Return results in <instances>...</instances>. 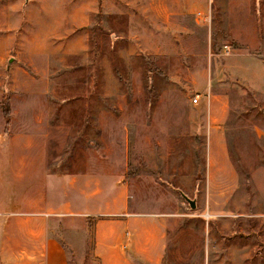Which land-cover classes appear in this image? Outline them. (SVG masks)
Instances as JSON below:
<instances>
[{
    "label": "rangeland",
    "instance_id": "rangeland-1",
    "mask_svg": "<svg viewBox=\"0 0 264 264\" xmlns=\"http://www.w3.org/2000/svg\"><path fill=\"white\" fill-rule=\"evenodd\" d=\"M139 220L264 264V0H0V264H150Z\"/></svg>",
    "mask_w": 264,
    "mask_h": 264
},
{
    "label": "crops",
    "instance_id": "crops-1",
    "mask_svg": "<svg viewBox=\"0 0 264 264\" xmlns=\"http://www.w3.org/2000/svg\"><path fill=\"white\" fill-rule=\"evenodd\" d=\"M24 170H26V169L24 168ZM20 178H21V180L25 181L21 185H24V187H28L29 182H30V176L27 173H24V174L22 173ZM25 190H26V188H25ZM23 193H24V191H23ZM38 202H39V199L37 200V203ZM136 224L140 227L138 230L139 234L137 236H140L143 239L145 237H148V238L151 237L152 238V239L150 238V240L139 241V243H140V246H139L140 256L139 257L142 259L145 258L144 260H146L150 264H161L163 256H164V250H165L164 238L161 236V234H160V236L155 234V233L153 234V233H151L150 228L148 229V227L152 226L153 223H149V222L144 221V220H139ZM19 244L21 245L22 243H19ZM3 256H5L4 253L0 255V257H3ZM12 257L15 259V258H19L21 256H19V254H16V252L14 251L12 254Z\"/></svg>",
    "mask_w": 264,
    "mask_h": 264
},
{
    "label": "water",
    "instance_id": "water-1",
    "mask_svg": "<svg viewBox=\"0 0 264 264\" xmlns=\"http://www.w3.org/2000/svg\"><path fill=\"white\" fill-rule=\"evenodd\" d=\"M185 198H186V200H188L189 202H190V205H191V207H195L196 206V203H195V201L194 200H191V199H189L188 197H186L185 196Z\"/></svg>",
    "mask_w": 264,
    "mask_h": 264
},
{
    "label": "trees",
    "instance_id": "trees-1",
    "mask_svg": "<svg viewBox=\"0 0 264 264\" xmlns=\"http://www.w3.org/2000/svg\"><path fill=\"white\" fill-rule=\"evenodd\" d=\"M6 110H7V109H6ZM6 110H4V111H5L6 114H8V111H6Z\"/></svg>",
    "mask_w": 264,
    "mask_h": 264
}]
</instances>
